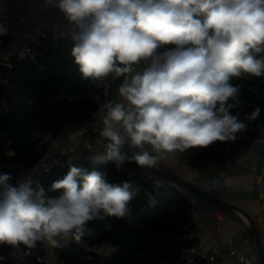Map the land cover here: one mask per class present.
Wrapping results in <instances>:
<instances>
[{
  "label": "clouds",
  "instance_id": "9594fccd",
  "mask_svg": "<svg viewBox=\"0 0 264 264\" xmlns=\"http://www.w3.org/2000/svg\"><path fill=\"white\" fill-rule=\"evenodd\" d=\"M65 21L70 55L82 81L118 80L115 98L99 105V143L117 171L159 162L192 147L231 142L261 109L240 111L233 80L264 78V0H39ZM0 22V36H7ZM65 33H61L64 35ZM49 130L40 144H55ZM51 158L49 154L48 159ZM47 160V159H46ZM45 171L48 166L43 163ZM59 193L49 196L48 193ZM148 208L153 190L107 171L68 165L47 189L33 176L14 182L0 172V245L34 249L85 244L131 219L133 201ZM104 255H110L105 251ZM5 259L0 256V260Z\"/></svg>",
  "mask_w": 264,
  "mask_h": 264
},
{
  "label": "trees",
  "instance_id": "16d2710c",
  "mask_svg": "<svg viewBox=\"0 0 264 264\" xmlns=\"http://www.w3.org/2000/svg\"><path fill=\"white\" fill-rule=\"evenodd\" d=\"M33 48L36 64L28 57L12 56L9 80L3 85L0 78V172L11 173L14 182L34 168L52 147L49 142L40 144L43 135L52 130L55 140L68 123L90 120L99 94L95 84L82 81L70 55V40L59 44L40 40ZM233 83L243 89V105L234 111H240L243 118L244 113L259 107L260 116L245 121L248 128L235 141H217L206 148L192 147L185 151L183 155L190 166L203 168L235 159L260 135L264 126V78L234 79ZM100 139L99 134L91 135L92 146ZM93 149H81L73 156L57 154L56 165L40 183L47 189L67 173L70 163H76L89 170L107 171L110 182L130 179L141 188L152 190L135 163L127 164L123 172L117 171L111 161L99 155L104 152L94 154ZM58 194L48 193L53 197ZM154 195L159 201L157 207L148 208L144 199H137L131 205V219H113V229L109 232L95 224L98 229L95 238L83 245L70 243L55 248L59 256L66 264H177L182 250L197 243L189 238L198 225L193 204L187 195L174 188L154 191ZM10 248L0 245V256L5 258L0 264H12ZM31 250L36 255L43 254L45 245L38 242ZM105 251L110 255H104ZM20 264L41 263L29 257Z\"/></svg>",
  "mask_w": 264,
  "mask_h": 264
},
{
  "label": "built area",
  "instance_id": "2783aa9c",
  "mask_svg": "<svg viewBox=\"0 0 264 264\" xmlns=\"http://www.w3.org/2000/svg\"><path fill=\"white\" fill-rule=\"evenodd\" d=\"M7 22L9 34L0 36V54L8 43L15 45L14 56L19 59L28 57L34 64L37 62L36 52L33 44L46 40L53 44L69 40L65 32V21L55 9L40 11L39 0H0V22ZM61 33H65L61 35ZM9 39V42H8ZM1 62V60H0ZM111 79L103 84H95L99 90L95 103V112L90 120L85 122H70L63 127L55 138L46 156L32 169L25 171L18 181L33 176L41 182L43 176L47 174L57 163L56 155L73 156L81 149H93L90 140L91 135H98L100 126L98 125L97 112L99 105L111 99L113 88ZM264 145V135L260 133L248 145L247 149L241 152L235 159L225 162L213 163L206 166V169L247 167L249 161L258 155V150ZM93 153L96 151L93 149ZM49 154L51 158L48 159ZM106 157L105 153L99 154ZM172 160L188 164L183 153L175 157L169 156ZM47 159V160H46ZM48 166L45 171L42 164ZM142 178L150 185L152 190L174 188L187 195L193 205L198 203V197L176 183L164 178L153 170H142L139 168ZM257 182L264 187V170L257 174ZM186 191V192H185ZM262 221L264 226V193L261 203ZM222 219L217 218L212 227L214 236L209 243L202 242L200 235L204 223L197 225V228L190 232L189 238L196 239L197 243L184 248L181 252L177 264H257L256 260L246 251H239L227 246L217 228L221 225ZM8 255L12 264H20L29 257H33L41 264H66L65 260L59 256L55 248L45 246L43 254H34L31 249L21 246L19 250L10 248Z\"/></svg>",
  "mask_w": 264,
  "mask_h": 264
},
{
  "label": "crops",
  "instance_id": "0c3cea01",
  "mask_svg": "<svg viewBox=\"0 0 264 264\" xmlns=\"http://www.w3.org/2000/svg\"><path fill=\"white\" fill-rule=\"evenodd\" d=\"M4 49L0 55H4ZM9 59L1 60L8 62ZM264 135V126L261 130ZM94 151L102 153V145L95 142ZM162 165L176 172L180 176L190 180L209 191L216 197L226 199L246 209L258 227L264 240V226L262 221V198L264 187L257 182V174L264 170V145L258 150V155L249 161L247 167L206 169L195 168L189 164H183L166 157L160 161ZM186 192V191H185ZM193 213L198 224L204 223L200 238L202 242L209 243L214 236L212 227L216 219L221 218V225L217 232L221 235L227 246L239 251L248 252L260 264L258 250L251 234L248 222L240 214L225 211L202 198L193 205ZM264 244V241H263ZM47 246L46 244H44Z\"/></svg>",
  "mask_w": 264,
  "mask_h": 264
},
{
  "label": "water",
  "instance_id": "95a60500",
  "mask_svg": "<svg viewBox=\"0 0 264 264\" xmlns=\"http://www.w3.org/2000/svg\"><path fill=\"white\" fill-rule=\"evenodd\" d=\"M13 65L11 62H0V78L1 83L5 85L7 81L10 78V74L12 72ZM119 83L118 80H113V88L111 93V99L115 98V89L117 84ZM160 176L169 179L170 181L176 183L180 187L184 188L188 192L196 195L198 198H202L209 202L212 206H216L222 210L225 211H232L240 214L243 216L246 221L248 222L251 234L253 235L254 242L256 244L257 250H258V257L260 264H264V244H263V238L262 234L260 233L258 227L256 226L254 220L252 219L251 215L248 213L246 209L243 207L236 205L226 199H223L221 197H216L212 195L209 191L206 189L200 187L199 185L191 182L190 180L180 176L176 172L168 169L164 165H162L159 162L158 168L153 170Z\"/></svg>",
  "mask_w": 264,
  "mask_h": 264
},
{
  "label": "rangeland",
  "instance_id": "374dc122",
  "mask_svg": "<svg viewBox=\"0 0 264 264\" xmlns=\"http://www.w3.org/2000/svg\"><path fill=\"white\" fill-rule=\"evenodd\" d=\"M4 55H0V60H8L10 56H14L15 45L13 43H8L4 48Z\"/></svg>",
  "mask_w": 264,
  "mask_h": 264
}]
</instances>
